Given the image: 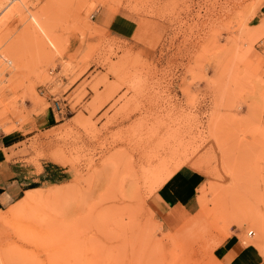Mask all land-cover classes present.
Masks as SVG:
<instances>
[{
    "label": "rangeland",
    "instance_id": "rangeland-1",
    "mask_svg": "<svg viewBox=\"0 0 264 264\" xmlns=\"http://www.w3.org/2000/svg\"><path fill=\"white\" fill-rule=\"evenodd\" d=\"M56 3L61 52L30 35L15 67L0 58V259L219 264L236 231L264 264V0ZM101 11L136 33L113 36ZM9 12L0 55L29 21L7 31ZM177 166L200 180L197 210L155 212Z\"/></svg>",
    "mask_w": 264,
    "mask_h": 264
},
{
    "label": "crops",
    "instance_id": "crops-1",
    "mask_svg": "<svg viewBox=\"0 0 264 264\" xmlns=\"http://www.w3.org/2000/svg\"><path fill=\"white\" fill-rule=\"evenodd\" d=\"M95 22L113 36L130 39L136 33V24L124 16L105 17L104 11L95 16ZM162 185L151 198L155 212L183 210L191 214L197 210V188L200 180L191 171L182 168ZM241 232L233 231L212 251V258L219 264H259L255 248L242 241Z\"/></svg>",
    "mask_w": 264,
    "mask_h": 264
},
{
    "label": "bare ground",
    "instance_id": "bare-ground-1",
    "mask_svg": "<svg viewBox=\"0 0 264 264\" xmlns=\"http://www.w3.org/2000/svg\"><path fill=\"white\" fill-rule=\"evenodd\" d=\"M27 1L28 0H0V9H2L3 11H5V10L6 11H10L9 12V15H10L11 21L8 24H6L7 31H8V28L11 27L12 22L15 23L14 22L15 19L18 18V20L21 19L22 21H24V19L26 18V16H28V20H29V21H27L28 23H23L26 26L25 29L22 30L23 32L20 30V33L18 34V36H16L17 38L16 39H13V43H11L9 46L7 45V48L5 47V51H3V54L0 55V58L3 59L4 62L7 63L11 67H15L16 64H17V62L13 58H11L12 55L11 54H8V53H11L13 50H15L17 47H19L20 41H21V43H23L22 42V39L23 40L25 39L24 41H28L26 39L27 38H31L30 35H33L34 36V40L33 41H34L35 44L33 43V41L31 43H33L34 46L36 45V47L39 48V49H43L44 50V47L45 46L47 47V49H49L48 48V46H49L56 53H59V52H61L60 49L63 47L62 42H61L62 40L60 39V36H58V34H57V36L53 34L52 30L54 28L51 30L50 28H51V24L52 23H49V15L51 13H53V12H51V9H53L51 7L54 6V5L58 6L57 5L58 3H56V0H49L48 4L45 6L44 4H46V2H47L46 1L45 3H43V7L41 6L42 8L39 7L41 9L38 8V11L36 10V11L31 12V11H27V9H26L27 15H25L26 13L25 14L23 13V9H25V4H26ZM29 4H30V2H29ZM66 14H68V13H66ZM23 15H25L24 19H22L23 18ZM64 16H65V14H64ZM22 21H20V22H22ZM51 21H53V20H51ZM48 23H49L50 28L48 26ZM60 27H61V25H60ZM2 29H4V28H2ZM2 29L0 28L1 31H3ZM24 36H26L27 38L24 37ZM11 38H12V36H11ZM2 39L4 40L5 38L3 37ZM19 49H20V47L18 48V50ZM34 49H36V48H34ZM50 51L51 50L49 49L47 52H50ZM180 167L181 166H177L176 170L179 169ZM155 170H157V169L155 168ZM147 173H149V172L147 171ZM200 201H202V200H200ZM201 205H204V204H201ZM0 264H4V262H3L2 259H0Z\"/></svg>",
    "mask_w": 264,
    "mask_h": 264
},
{
    "label": "built area",
    "instance_id": "built-area-1",
    "mask_svg": "<svg viewBox=\"0 0 264 264\" xmlns=\"http://www.w3.org/2000/svg\"><path fill=\"white\" fill-rule=\"evenodd\" d=\"M55 108L59 111V112H61V106L59 105V103L58 102H56V104H55ZM251 235H253V232H249V234H248V236H251Z\"/></svg>",
    "mask_w": 264,
    "mask_h": 264
}]
</instances>
